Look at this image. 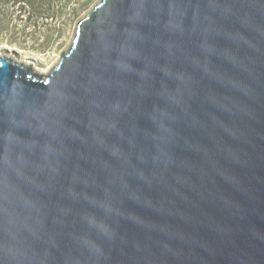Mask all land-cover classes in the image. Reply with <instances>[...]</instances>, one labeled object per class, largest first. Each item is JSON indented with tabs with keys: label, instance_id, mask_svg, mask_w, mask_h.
I'll list each match as a JSON object with an SVG mask.
<instances>
[{
	"label": "water",
	"instance_id": "1",
	"mask_svg": "<svg viewBox=\"0 0 264 264\" xmlns=\"http://www.w3.org/2000/svg\"><path fill=\"white\" fill-rule=\"evenodd\" d=\"M0 264H264V0H99L49 72L1 55Z\"/></svg>",
	"mask_w": 264,
	"mask_h": 264
},
{
	"label": "rangeland",
	"instance_id": "2",
	"mask_svg": "<svg viewBox=\"0 0 264 264\" xmlns=\"http://www.w3.org/2000/svg\"><path fill=\"white\" fill-rule=\"evenodd\" d=\"M99 0H72L70 9L62 17H54L49 19L46 23L49 24V31L46 32L52 35L51 42L49 43L45 53H36L33 48L23 49L19 43H25V35L21 34L22 26L18 27L14 33L5 30L0 34V56L10 55L19 61L25 62L27 65H34V68L40 72H49L56 66L61 58L62 53L67 50L73 39L76 23L82 16L88 12L92 6ZM73 10H77V14H73ZM7 10L4 11V13ZM11 13V11H10ZM10 13L6 17V22L9 19ZM44 27V26H42ZM28 37V36H27ZM29 40V37L26 38ZM27 43H30L27 42ZM24 44L27 45L28 44Z\"/></svg>",
	"mask_w": 264,
	"mask_h": 264
},
{
	"label": "trees",
	"instance_id": "3",
	"mask_svg": "<svg viewBox=\"0 0 264 264\" xmlns=\"http://www.w3.org/2000/svg\"><path fill=\"white\" fill-rule=\"evenodd\" d=\"M70 4L72 0H0V34L5 30L14 33L21 24V34L26 38L29 37V40L25 38V43L22 45L19 43L20 46L29 50L33 48L36 53H45L52 39V35L46 32L49 31L47 29L49 24L46 21L56 16H64L68 10H71ZM5 10L7 11L4 13ZM76 11L73 10L74 15L77 14ZM29 41L30 43H27ZM26 43L28 46L24 45Z\"/></svg>",
	"mask_w": 264,
	"mask_h": 264
},
{
	"label": "bare ground",
	"instance_id": "4",
	"mask_svg": "<svg viewBox=\"0 0 264 264\" xmlns=\"http://www.w3.org/2000/svg\"><path fill=\"white\" fill-rule=\"evenodd\" d=\"M26 64V63H25ZM27 65V64H26Z\"/></svg>",
	"mask_w": 264,
	"mask_h": 264
}]
</instances>
